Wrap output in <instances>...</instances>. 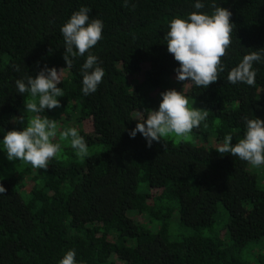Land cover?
<instances>
[{
	"label": "trees",
	"instance_id": "16d2710c",
	"mask_svg": "<svg viewBox=\"0 0 264 264\" xmlns=\"http://www.w3.org/2000/svg\"><path fill=\"white\" fill-rule=\"evenodd\" d=\"M174 76L194 143L159 130ZM255 154L264 0H0V264H264Z\"/></svg>",
	"mask_w": 264,
	"mask_h": 264
},
{
	"label": "rangeland",
	"instance_id": "374dc122",
	"mask_svg": "<svg viewBox=\"0 0 264 264\" xmlns=\"http://www.w3.org/2000/svg\"><path fill=\"white\" fill-rule=\"evenodd\" d=\"M62 76H66L65 71L62 72ZM188 89V83L182 80L179 76H174L171 78L170 84L165 90L172 97V100L169 105L163 108L164 119L161 123H159V130L162 136L174 143H178L180 141L194 143L195 140H199L198 137L202 136L197 129V126L199 125L200 115L197 110L196 103L189 97L187 98ZM61 119L64 120V122L62 127H60V123H58L56 129V140H61L63 142L65 139H68L67 136L72 130H80L81 126L74 124L73 121L67 122L64 117H62ZM203 123H205V128L207 130L212 129L213 126L211 123ZM66 124L67 126H69V128L65 126ZM216 124L217 122L215 121L214 127H216ZM82 128L89 131L91 128L89 122L82 125ZM62 142H59L60 146L62 145ZM45 153L46 155L50 156L51 151L48 147L45 148ZM248 167L250 171L256 174L260 187H262V189L264 190V159L258 160V157L255 154L250 158ZM27 180L28 179L25 178V182H27ZM135 221L140 224L147 223V219L141 216H136ZM256 250L259 251L260 246L256 248ZM249 251L250 250L248 248L246 250H243L242 253L245 258H251ZM250 253L252 255V252ZM112 261L116 264H121L113 257Z\"/></svg>",
	"mask_w": 264,
	"mask_h": 264
}]
</instances>
